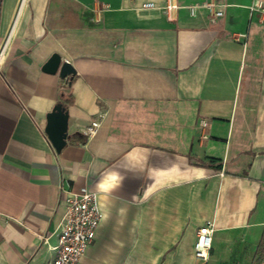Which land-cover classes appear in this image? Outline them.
I'll list each match as a JSON object with an SVG mask.
<instances>
[{
  "label": "crops",
  "instance_id": "crops-1",
  "mask_svg": "<svg viewBox=\"0 0 264 264\" xmlns=\"http://www.w3.org/2000/svg\"><path fill=\"white\" fill-rule=\"evenodd\" d=\"M202 1L172 0L169 19L141 8L165 0H25L20 13L0 0V264H50L64 199L81 186L102 219L77 264H200L193 244L208 220L206 264L253 263L264 21L254 0H225L214 23L184 7ZM54 53L71 74L43 70ZM57 105L68 113L59 151L45 132Z\"/></svg>",
  "mask_w": 264,
  "mask_h": 264
},
{
  "label": "built area",
  "instance_id": "built-area-1",
  "mask_svg": "<svg viewBox=\"0 0 264 264\" xmlns=\"http://www.w3.org/2000/svg\"><path fill=\"white\" fill-rule=\"evenodd\" d=\"M254 1L255 3L250 5V9L258 11L262 15V21H264V0ZM226 6L225 0H203L199 4L184 7L187 8L190 15H194L198 8L206 9L209 22L214 23L224 15ZM157 7L161 8L171 19V12L180 6L172 3V0H165V4L162 6H155L152 3H145L141 6L145 9ZM104 115V112L100 113L96 119L91 121L86 130L87 136L96 132ZM206 124V121L200 120L197 128ZM199 136L206 138L207 134L201 132ZM101 219L102 211L96 192L87 189L86 186H81L76 192H68L64 199V211L59 223L58 240L52 247L54 257L50 264H77L87 246L93 241ZM213 231V222L210 220L206 221L196 231L193 254L200 264H206Z\"/></svg>",
  "mask_w": 264,
  "mask_h": 264
},
{
  "label": "water",
  "instance_id": "water-1",
  "mask_svg": "<svg viewBox=\"0 0 264 264\" xmlns=\"http://www.w3.org/2000/svg\"><path fill=\"white\" fill-rule=\"evenodd\" d=\"M43 70L53 73L58 71L61 77H65L73 72V68L69 62H61L60 56L56 53L52 54L45 62ZM68 113L57 105L46 114L45 132L53 147L59 151L65 144L67 131Z\"/></svg>",
  "mask_w": 264,
  "mask_h": 264
},
{
  "label": "trees",
  "instance_id": "trees-1",
  "mask_svg": "<svg viewBox=\"0 0 264 264\" xmlns=\"http://www.w3.org/2000/svg\"><path fill=\"white\" fill-rule=\"evenodd\" d=\"M68 102V97H64L61 99V104L63 106H66ZM264 259V230L261 235L260 241L257 245L256 251H255V257L252 264H259Z\"/></svg>",
  "mask_w": 264,
  "mask_h": 264
},
{
  "label": "bare ground",
  "instance_id": "bare-ground-1",
  "mask_svg": "<svg viewBox=\"0 0 264 264\" xmlns=\"http://www.w3.org/2000/svg\"><path fill=\"white\" fill-rule=\"evenodd\" d=\"M24 4H25V0H19V6H18V8H17V12H18V13L21 12V10H22ZM16 16H17V14H16ZM17 18H18V17H17ZM14 23H15V22H12V26H11V27H13ZM14 26H15V25H14ZM9 33H10V32H9ZM7 40H8V35L5 36L4 40L2 41V43H1V45H0V58H1V55H2L3 50H4V48H5V45H6V43H7ZM3 56H4V55H3Z\"/></svg>",
  "mask_w": 264,
  "mask_h": 264
},
{
  "label": "rangeland",
  "instance_id": "rangeland-1",
  "mask_svg": "<svg viewBox=\"0 0 264 264\" xmlns=\"http://www.w3.org/2000/svg\"><path fill=\"white\" fill-rule=\"evenodd\" d=\"M8 32H10V33L12 32V28H11V27H10V29H9V31H8ZM10 33H9V34H10Z\"/></svg>",
  "mask_w": 264,
  "mask_h": 264
}]
</instances>
